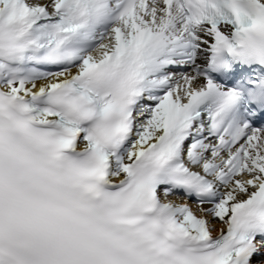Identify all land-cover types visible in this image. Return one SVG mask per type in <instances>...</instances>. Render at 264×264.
I'll list each match as a JSON object with an SVG mask.
<instances>
[{
  "label": "snow or ice",
  "instance_id": "snow-or-ice-1",
  "mask_svg": "<svg viewBox=\"0 0 264 264\" xmlns=\"http://www.w3.org/2000/svg\"><path fill=\"white\" fill-rule=\"evenodd\" d=\"M45 193L41 264H264V0H0V264Z\"/></svg>",
  "mask_w": 264,
  "mask_h": 264
},
{
  "label": "clouds",
  "instance_id": "clouds-1",
  "mask_svg": "<svg viewBox=\"0 0 264 264\" xmlns=\"http://www.w3.org/2000/svg\"><path fill=\"white\" fill-rule=\"evenodd\" d=\"M253 36L255 38V34ZM40 199L44 204L40 210L43 239L39 249L29 250L34 257L32 264H41L40 257L48 249L73 244L87 221L85 209L74 203L56 199L47 193L42 194Z\"/></svg>",
  "mask_w": 264,
  "mask_h": 264
}]
</instances>
